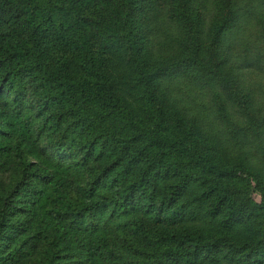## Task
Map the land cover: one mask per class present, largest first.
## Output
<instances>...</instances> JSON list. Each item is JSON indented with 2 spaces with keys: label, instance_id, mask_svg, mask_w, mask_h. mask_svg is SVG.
<instances>
[{
  "label": "trees",
  "instance_id": "1",
  "mask_svg": "<svg viewBox=\"0 0 264 264\" xmlns=\"http://www.w3.org/2000/svg\"><path fill=\"white\" fill-rule=\"evenodd\" d=\"M262 82L264 0H0V264H264Z\"/></svg>",
  "mask_w": 264,
  "mask_h": 264
},
{
  "label": "rangeland",
  "instance_id": "2",
  "mask_svg": "<svg viewBox=\"0 0 264 264\" xmlns=\"http://www.w3.org/2000/svg\"><path fill=\"white\" fill-rule=\"evenodd\" d=\"M160 29H163L165 32H167V30H166V28L162 25L161 27H160ZM164 38H168V37H170V34L168 33L167 35H162ZM171 36H172V34H171ZM163 38V42L164 41H166L165 39ZM170 39V38H169ZM264 86V82H262V87Z\"/></svg>",
  "mask_w": 264,
  "mask_h": 264
}]
</instances>
